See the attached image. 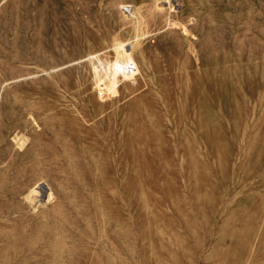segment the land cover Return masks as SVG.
Segmentation results:
<instances>
[{"label":"rangeland","instance_id":"obj_1","mask_svg":"<svg viewBox=\"0 0 264 264\" xmlns=\"http://www.w3.org/2000/svg\"><path fill=\"white\" fill-rule=\"evenodd\" d=\"M0 264H264V0H0Z\"/></svg>","mask_w":264,"mask_h":264},{"label":"bare ground","instance_id":"obj_2","mask_svg":"<svg viewBox=\"0 0 264 264\" xmlns=\"http://www.w3.org/2000/svg\"><path fill=\"white\" fill-rule=\"evenodd\" d=\"M175 1H177V0H175ZM50 195H51V192L48 193V195H47V196H48L47 199L49 198ZM47 199H46V200H47Z\"/></svg>","mask_w":264,"mask_h":264}]
</instances>
